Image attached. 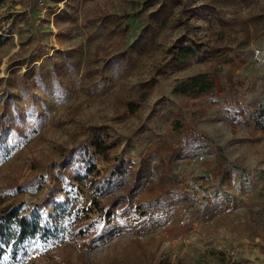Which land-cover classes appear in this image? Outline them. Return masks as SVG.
I'll list each match as a JSON object with an SVG mask.
<instances>
[{"label": "rangeland", "instance_id": "rangeland-1", "mask_svg": "<svg viewBox=\"0 0 264 264\" xmlns=\"http://www.w3.org/2000/svg\"><path fill=\"white\" fill-rule=\"evenodd\" d=\"M160 2L0 1V207L24 212L40 200L90 126L114 144L106 161L96 154L98 174L62 184L35 216L47 233L8 248L0 264H264V0H178L152 21ZM202 4L213 10L181 12ZM110 13L118 21H91ZM183 37L200 50L174 66ZM213 67L209 94L173 92ZM175 120L199 140L185 145ZM120 165L130 170L112 173L104 193L89 184Z\"/></svg>", "mask_w": 264, "mask_h": 264}, {"label": "trees", "instance_id": "trees-1", "mask_svg": "<svg viewBox=\"0 0 264 264\" xmlns=\"http://www.w3.org/2000/svg\"><path fill=\"white\" fill-rule=\"evenodd\" d=\"M1 1V0H0ZM152 1V0H151ZM178 2V0H161L160 4L154 10L148 13L149 18L152 21H160L165 19L169 12V9ZM171 3V5H169ZM213 10L212 6L209 4H202L194 8L183 9L181 12H190L195 15H201L204 11ZM57 15V14H56ZM120 16L118 14H101L91 18V21L102 20L105 22H116ZM221 20V19H219ZM150 29L151 26H148ZM61 32L58 33L60 35ZM180 44L177 52L172 55V65L178 66L183 65L186 60L193 57L195 53L200 50V45L197 42L190 41L186 43V39H178ZM62 67V64H53V69L57 70ZM218 68L213 67L204 71L197 72L190 75L180 81L174 88L173 92L176 94L187 95L192 98H197L202 95H207L211 92V89L215 85V74ZM29 82L25 85L30 87L31 83L34 81H39V77L28 78ZM137 103L132 101L127 103L128 111L134 110ZM3 119V117H0ZM176 126L182 127L184 130V143L190 146L193 142L199 140L200 134L195 133L190 130L187 126L178 123L175 120ZM259 127L264 128V122H259ZM3 123L0 122V127L2 128ZM40 126V119L36 116L35 123L31 125L27 131L29 134H35ZM103 129L98 125L90 126V133L88 134L86 140L81 141L76 144V146L71 147L68 150V156L72 155L73 161L67 162L63 159L61 163H58L55 167V172L48 175V180L50 182L48 188L46 189L43 197L36 201L31 207L27 208L26 211L21 212L16 204L7 203L0 207V258L8 248L10 252L13 253L17 250L18 245L29 236L35 235V233L46 234L48 230L45 228L44 223H38L35 221V216L41 212L44 207L49 206L57 201V194L62 190L61 185L73 186L76 181L82 180L84 176L90 175L92 172L98 174L99 170L96 168V154L100 155L102 161L108 159L109 150L114 147V144L106 140V136L102 134ZM83 143L89 144L94 147L92 153H88L83 150ZM146 161L143 160L142 163L137 167L136 174H141L144 172L146 167ZM129 167L126 165L117 166V168L110 172L106 178H95L92 176L89 179V184H95V190L99 193H104L112 186V173L115 174V178L118 176L126 175L129 171ZM137 187L135 183L128 186L126 192L119 196L111 197L110 203H118L119 201H124V198H128L134 189ZM16 191H20L17 188ZM95 204H98L94 200ZM101 208L103 205L98 204ZM154 264H163L160 261Z\"/></svg>", "mask_w": 264, "mask_h": 264}]
</instances>
